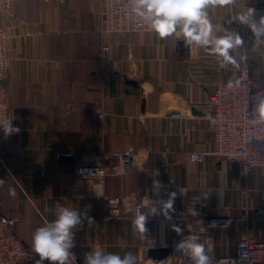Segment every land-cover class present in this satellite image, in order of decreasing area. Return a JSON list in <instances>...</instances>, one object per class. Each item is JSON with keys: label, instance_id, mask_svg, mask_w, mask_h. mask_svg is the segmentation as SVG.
<instances>
[{"label": "crops", "instance_id": "crops-1", "mask_svg": "<svg viewBox=\"0 0 264 264\" xmlns=\"http://www.w3.org/2000/svg\"><path fill=\"white\" fill-rule=\"evenodd\" d=\"M248 8L259 19L264 0L206 8L210 39L227 30L243 41L235 47L240 57L232 55L236 63L224 68L211 44L182 47L179 24L165 38L152 29L105 38L98 31V0H17L0 11L10 57L8 123L19 128L6 134L0 127V212L17 218L14 231L27 248L33 250L35 230L54 222L62 208L81 217L70 250L77 261L96 249L121 259L130 253L133 263L153 260L149 248L170 250L205 218L226 221L194 242L212 257L234 253L239 236L264 239V166L241 175L234 159L211 154L199 106L215 80L237 78L241 63L256 85L264 84V36L256 38L236 19ZM103 39L110 42L108 60L100 57ZM174 109L184 116L169 115ZM195 146L206 151L203 160H185L183 153ZM129 148L135 166L127 174L84 179L71 172L100 154L110 153L116 163ZM60 154L72 155L73 163H60ZM103 195L122 197L111 218ZM138 215L145 217L143 230L134 223Z\"/></svg>", "mask_w": 264, "mask_h": 264}, {"label": "built area", "instance_id": "built-area-1", "mask_svg": "<svg viewBox=\"0 0 264 264\" xmlns=\"http://www.w3.org/2000/svg\"><path fill=\"white\" fill-rule=\"evenodd\" d=\"M17 0H0V11L9 9ZM55 3L62 0H44ZM246 1V0H242ZM145 9L137 7V0H98V31L105 38L125 32L151 30V21L143 15ZM7 27L0 22V127L8 123V104L6 101L5 75L9 67L7 46ZM193 50L194 45L188 44ZM102 60L109 59L110 42L103 39L99 47ZM230 55L240 57L241 49L229 50ZM229 87V82L215 80L213 89L207 98L199 103L205 110L209 131L212 137L211 154L224 159H234L241 175L257 166H264V84L256 85L251 77L249 67L241 63L237 78ZM102 116L103 112L100 111ZM173 117H183L179 109L169 112ZM206 151L195 146L183 153L185 160L200 162ZM135 166L133 149L118 153V161L112 163L111 155L100 154L76 164L71 172L81 178L101 179L111 175H124ZM105 217L111 218L118 213L121 195H103ZM139 206V204H137ZM220 218H205L193 229V233L179 235L171 244L169 253L158 260L143 259L133 264H195L187 247L179 250L180 244L194 243L202 235H213L217 227L224 228L226 221ZM15 217H8L0 212V264H39L40 257L25 246L15 234ZM209 258V264H264V239L246 234L236 240L235 252ZM72 258V257H71ZM75 264H85L77 261Z\"/></svg>", "mask_w": 264, "mask_h": 264}, {"label": "clouds", "instance_id": "clouds-1", "mask_svg": "<svg viewBox=\"0 0 264 264\" xmlns=\"http://www.w3.org/2000/svg\"><path fill=\"white\" fill-rule=\"evenodd\" d=\"M234 0H137V7L145 9L141 13L147 20L151 21V28L160 38L173 34L177 25H181V32L186 43L193 42L199 45L212 46V52L220 57V67L235 64L229 50L243 43L242 38L234 31H225L222 37L210 39L212 24L208 18L206 8L209 5H230ZM236 19L247 25L256 38L264 36V15L259 19L255 16V9L248 8L246 12H240ZM227 23L231 24L229 19ZM229 87L232 82L229 81ZM260 111L264 113V105ZM6 134L18 132L19 128H13L10 122L4 125ZM172 201L166 205L171 208ZM81 223V217L75 210L62 208L58 217L49 225L37 228L32 237V247L40 257L39 264L48 260L49 264H70V257L74 258L70 251L75 247V234L73 229ZM137 229L143 230L145 217L138 215L134 222ZM187 247L193 257L195 264H209V258L205 254L202 245L188 243L180 244L178 249ZM211 251V248L208 249ZM134 258L129 253L123 259L119 255H105L100 249L85 254V264H133Z\"/></svg>", "mask_w": 264, "mask_h": 264}, {"label": "water", "instance_id": "water-1", "mask_svg": "<svg viewBox=\"0 0 264 264\" xmlns=\"http://www.w3.org/2000/svg\"><path fill=\"white\" fill-rule=\"evenodd\" d=\"M179 44L182 47H185V48L189 49L188 48V44L186 43V41L182 40V41L179 42ZM58 159H59V162L62 163V164L70 165V164L73 163L72 155L60 154ZM168 250H169V248L167 246L151 247V248L148 249L147 255L149 257H151L153 260H158V259L163 258L164 256H166Z\"/></svg>", "mask_w": 264, "mask_h": 264}]
</instances>
